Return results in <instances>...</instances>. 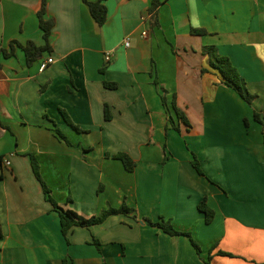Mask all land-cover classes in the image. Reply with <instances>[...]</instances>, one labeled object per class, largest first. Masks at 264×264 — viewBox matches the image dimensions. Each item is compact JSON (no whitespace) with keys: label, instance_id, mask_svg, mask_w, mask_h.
<instances>
[{"label":"crops","instance_id":"crops-1","mask_svg":"<svg viewBox=\"0 0 264 264\" xmlns=\"http://www.w3.org/2000/svg\"><path fill=\"white\" fill-rule=\"evenodd\" d=\"M162 1L152 15V0H106L99 25L84 0H48L52 50L32 66L21 48L2 58L0 264H264V124L255 118L264 120V0ZM41 4L0 0V49L45 44ZM206 46L231 60L252 104L221 82ZM163 87L187 128L168 120ZM121 152L134 171L112 158ZM31 155L60 207L84 218L124 202L135 212L66 238ZM205 198L209 224L198 208ZM161 218L202 253L147 221Z\"/></svg>","mask_w":264,"mask_h":264},{"label":"trees","instance_id":"trees-1","mask_svg":"<svg viewBox=\"0 0 264 264\" xmlns=\"http://www.w3.org/2000/svg\"><path fill=\"white\" fill-rule=\"evenodd\" d=\"M84 1L89 6L91 13L94 19L96 20V22L99 25H103L107 19V7L104 3L106 0H98L96 2H90L88 0H84ZM162 3H163L162 0H152V4L150 6V13L152 15H155V13H157ZM47 9H48V0H42L41 10L39 12V18H40V27L43 31V38H44L45 44L42 46H38L34 42L30 41L25 46H23L17 41H12L9 45V48L0 49V68H2V58L7 59V58L15 56L18 48H21L25 52L26 61H27L28 66H32L36 61L40 60L43 53L47 51L50 52L52 50L51 34L55 26V22L53 19L45 18ZM192 32L194 34H205L206 33L205 31H201V30H192ZM204 54L210 58L211 67L213 69H216L219 72L222 78L221 82L233 88L246 102H248V104H252L253 100L256 98V95L252 94L247 89L244 79L241 77L237 68L232 64L231 60L228 57L219 55L214 46L204 47ZM155 83L156 85H159V82L157 81V79L155 80ZM115 87L113 86V88ZM163 99L164 98H162V101L164 102ZM174 107L177 113L179 114L178 115L179 119L183 120L187 125H190L187 117L184 116V114L179 113L177 106L175 104H174ZM62 113H63L65 121L69 125H71L75 130L81 131V129L76 124L73 123L71 118L65 112H62ZM111 118H112V115H111L110 109L108 106H106L105 107V119L109 121L111 120ZM255 118L256 120L264 124L262 114L256 112ZM0 125L2 126L1 122H0ZM54 131L60 139L70 144V141L60 129L54 127ZM112 157L122 161L127 171L129 172L134 171L136 162L127 153H124V152L117 153V154L112 155ZM31 161H32L34 174L43 186L46 199L52 203L55 211L59 213L61 230H62L63 235L66 238L68 236L69 231L75 226L90 227L93 225L104 223L112 215H118V214L129 215V214L134 213V209L130 208L126 204V202H124L122 206L119 208L109 206L108 208L102 210L99 214L94 215L90 218L81 217L73 210L64 209L60 207L58 203L53 199L50 188L47 186V184L43 180L40 174V170H39V163L36 160L34 155H31ZM193 165L200 174H203L202 169L200 167V163L197 160L196 156L193 159ZM198 208L202 213H204L206 222L208 224L211 223L215 217V211L210 206H208L206 198L203 199L198 204ZM147 221L150 225L157 227L159 229H162L165 233L171 236L185 235L189 237L197 253L198 254L202 253V249L200 245L192 237L191 233L176 229L171 221L165 220L164 218H161L159 221H156V222L150 219ZM0 237H1V234H0ZM95 244L99 246L100 243L98 240H95ZM220 253L224 254L223 252H220ZM210 260H211V257H209L208 263Z\"/></svg>","mask_w":264,"mask_h":264},{"label":"rangeland","instance_id":"rangeland-1","mask_svg":"<svg viewBox=\"0 0 264 264\" xmlns=\"http://www.w3.org/2000/svg\"><path fill=\"white\" fill-rule=\"evenodd\" d=\"M160 91H161V97L164 98L163 99L164 100V102H163L164 106L167 107V109H168V107L171 108V110H172V112L174 114L173 116L169 115L168 120L170 121V123L174 125V122L176 120V121H178V123H181L182 126L187 128V126H189V125H187L183 120L179 119V116H178L179 114L175 110V107H174V104L176 105L175 98L173 97L172 100L170 101L169 96H168L169 91L165 87L161 88ZM178 111H179L180 114H183V112L181 110H178ZM166 113L168 114V111H166ZM78 132H80V131H78ZM82 133H84V132H82ZM78 134H80V133H78ZM81 137L85 139L86 135H81ZM194 158H195V156H193V159ZM134 212H135V209H134Z\"/></svg>","mask_w":264,"mask_h":264},{"label":"built area","instance_id":"built-area-1","mask_svg":"<svg viewBox=\"0 0 264 264\" xmlns=\"http://www.w3.org/2000/svg\"><path fill=\"white\" fill-rule=\"evenodd\" d=\"M125 45L128 47L130 46V42L127 41L125 43ZM112 58V53H107L106 56H105V59L107 62H109ZM51 62V60H47L46 62H43L42 65H41V71H43L45 68H47L48 64ZM7 165H9V162L7 161L6 162Z\"/></svg>","mask_w":264,"mask_h":264}]
</instances>
